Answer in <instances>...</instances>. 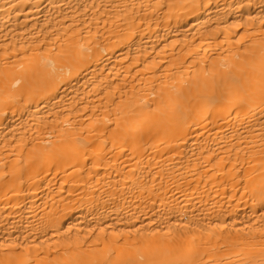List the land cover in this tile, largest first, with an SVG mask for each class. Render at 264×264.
Returning a JSON list of instances; mask_svg holds the SVG:
<instances>
[{"label":"bare ground","instance_id":"obj_1","mask_svg":"<svg viewBox=\"0 0 264 264\" xmlns=\"http://www.w3.org/2000/svg\"><path fill=\"white\" fill-rule=\"evenodd\" d=\"M0 264H264V0H0Z\"/></svg>","mask_w":264,"mask_h":264}]
</instances>
